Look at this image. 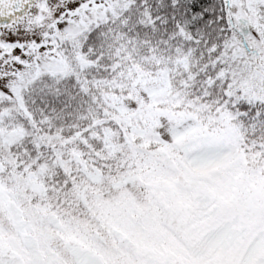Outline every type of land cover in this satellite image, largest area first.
Segmentation results:
<instances>
[{"label":"snow or ice","instance_id":"obj_1","mask_svg":"<svg viewBox=\"0 0 264 264\" xmlns=\"http://www.w3.org/2000/svg\"><path fill=\"white\" fill-rule=\"evenodd\" d=\"M0 264H264V0H0Z\"/></svg>","mask_w":264,"mask_h":264}]
</instances>
